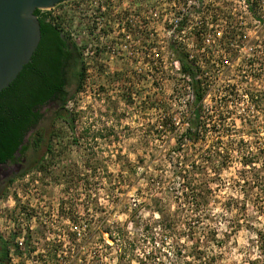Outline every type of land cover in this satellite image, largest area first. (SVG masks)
<instances>
[{
  "label": "rangeland",
  "instance_id": "rangeland-1",
  "mask_svg": "<svg viewBox=\"0 0 264 264\" xmlns=\"http://www.w3.org/2000/svg\"><path fill=\"white\" fill-rule=\"evenodd\" d=\"M48 13L79 48L84 80L66 105L73 128L54 124L42 169L4 184L0 239L9 264H264L256 235L264 212L222 209L243 199L234 187L237 150L264 148V0H69ZM177 18L182 26L171 30ZM171 46L207 82L202 115L210 122L193 143L183 139L190 80ZM223 90L229 102L219 107ZM212 148L233 155L219 176L208 164L196 169L195 179H213V217L189 231L173 165L185 163V150L206 157ZM13 171L0 166V180L21 172ZM161 210L181 222L176 231L159 228ZM115 228L124 238L113 243L105 231ZM123 241L133 254L118 259Z\"/></svg>",
  "mask_w": 264,
  "mask_h": 264
},
{
  "label": "trees",
  "instance_id": "trees-1",
  "mask_svg": "<svg viewBox=\"0 0 264 264\" xmlns=\"http://www.w3.org/2000/svg\"><path fill=\"white\" fill-rule=\"evenodd\" d=\"M34 16L40 26L38 47L30 62L23 67L15 80L0 92V166L22 163L19 174L12 175L4 182L0 180V197L3 194L5 182L11 183L17 177L32 170L42 169L43 155L51 151L52 129L56 122L63 121L69 128H73L74 118L66 110V105L71 96L70 88L74 87V93H78L84 80V66L76 44L63 33L48 11L35 10ZM171 49L175 53V61L179 64L180 75L190 80L192 102L185 122L187 128L183 139L193 143L200 138L201 128L210 122L202 115L204 114L203 102L207 94L205 88L207 82L201 77V69L194 61L189 60L187 53L179 52L173 46ZM226 91L223 90L219 99V107H225L229 102L230 93L228 90ZM250 96L256 98L252 94ZM50 103L53 105L49 108ZM54 105L57 107L55 108ZM218 121H223V118ZM206 153V157H203V154L192 157L185 150V163L179 161L173 165L175 171L180 173L179 178L182 179L180 191L185 198L187 208L185 207L184 210V206H180L182 212H185L181 219H185L184 223L189 231H194L196 228L202 229L206 221L211 222V217H213L209 212L210 201L214 195V190L210 186L213 179H195L196 169L203 171L204 165L208 164L205 165V168L211 167L214 175L219 176L220 172L227 167L228 159L233 155L232 151L215 148ZM237 153L241 156V169L238 170L240 176L234 182V187L238 188L243 199L239 202L231 198L230 203L228 201L222 205V209L224 211H242L245 215L248 213V207L256 209L258 212H264V148L256 152L242 149L237 150ZM262 160L263 164L256 169V165ZM246 168L248 170H245ZM181 169L184 170L181 171ZM212 203L215 204V202ZM156 213L158 226L163 232L177 230L176 228L181 222L174 219L172 214L160 211ZM237 225L234 229L240 227L239 224ZM229 228L232 229L231 232L234 231L232 226ZM118 229L115 228L117 230L115 234L106 230L105 233L109 234L107 239L113 243L123 239L124 236ZM212 232L214 234L216 230ZM256 235L262 247L264 234L257 232ZM225 236L227 237L228 233ZM208 239V236L204 238L207 242ZM210 239L212 242L219 243L215 235ZM1 244H3L2 248L5 249V252L0 257V264H9V243L1 242ZM104 245L107 249H111L105 240ZM133 249L132 243L123 241L119 246L117 244L118 259L129 253L132 255ZM15 252H20L17 245H15ZM213 259L211 258V260Z\"/></svg>",
  "mask_w": 264,
  "mask_h": 264
},
{
  "label": "water",
  "instance_id": "water-1",
  "mask_svg": "<svg viewBox=\"0 0 264 264\" xmlns=\"http://www.w3.org/2000/svg\"><path fill=\"white\" fill-rule=\"evenodd\" d=\"M65 1L69 0H0V92L15 80L38 47L40 26L35 10L48 11Z\"/></svg>",
  "mask_w": 264,
  "mask_h": 264
},
{
  "label": "flooded vegetation",
  "instance_id": "flooded-vegetation-1",
  "mask_svg": "<svg viewBox=\"0 0 264 264\" xmlns=\"http://www.w3.org/2000/svg\"><path fill=\"white\" fill-rule=\"evenodd\" d=\"M53 104L52 103H50L49 105H48V107L50 108V106H52ZM54 107L56 108L57 106L56 105H54ZM11 165H13L14 166V173L13 174H17L21 169H22V163H14V164H11ZM7 178H8V176L5 174V175H3V180H1V181H5V180H7ZM1 242H6V241H3V240H1ZM1 242H0V257H2V255H3V253L5 252V249L4 248H2L3 247V244H1Z\"/></svg>",
  "mask_w": 264,
  "mask_h": 264
},
{
  "label": "built area",
  "instance_id": "built-area-1",
  "mask_svg": "<svg viewBox=\"0 0 264 264\" xmlns=\"http://www.w3.org/2000/svg\"><path fill=\"white\" fill-rule=\"evenodd\" d=\"M94 3H95V2H94ZM183 21H184V19H182V18H177V19H175V20H174V24H173L171 30H172V29L175 30V29H178L179 27H181ZM169 22H171V20H170ZM138 28H139V27H138ZM122 29H123L122 32H124L125 29H124V28H122ZM171 33H172V31H171ZM75 230H76V229H75ZM21 244H22L21 242L18 243L19 246H21Z\"/></svg>",
  "mask_w": 264,
  "mask_h": 264
}]
</instances>
